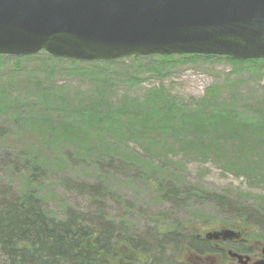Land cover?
Segmentation results:
<instances>
[{
  "label": "rangeland",
  "instance_id": "rangeland-1",
  "mask_svg": "<svg viewBox=\"0 0 264 264\" xmlns=\"http://www.w3.org/2000/svg\"><path fill=\"white\" fill-rule=\"evenodd\" d=\"M28 56H14L18 62L0 58V195L33 188L46 213L63 218L68 211L76 222L114 221L136 239L156 225L192 230L196 224L234 222L257 227L264 237V178L244 166L254 157H237L236 139L224 142L220 152L200 145L206 143L187 145L174 123L158 137L130 133L126 121L123 129L106 132L77 126L84 125L82 111H113L123 98L139 112L148 104L154 113L157 98L146 102L143 95L161 86L180 103L226 99L235 117L258 122L254 106L264 102L261 63L234 73L226 60L179 54L126 56L99 66ZM213 85L220 95L204 96ZM87 136L91 140L84 142ZM240 160L244 165L236 167ZM176 188L179 193L172 195ZM118 250L121 264L124 255H135L123 245Z\"/></svg>",
  "mask_w": 264,
  "mask_h": 264
},
{
  "label": "trees",
  "instance_id": "trees-1",
  "mask_svg": "<svg viewBox=\"0 0 264 264\" xmlns=\"http://www.w3.org/2000/svg\"><path fill=\"white\" fill-rule=\"evenodd\" d=\"M39 54L51 60H67L56 59L43 52ZM2 57H13L12 59L16 62L20 60L14 56L0 55V58ZM130 57L140 58L139 56ZM147 57L151 56L142 58ZM160 57L169 58L168 56ZM177 57L203 61L226 60L233 65L234 73L243 72L246 65H252L254 68L255 63H261V70L264 69V59L241 61L229 56L217 55ZM122 59L109 62H79L69 59L68 61L72 64L99 66L113 65ZM261 70H258L257 74ZM104 75L105 73L101 74V76ZM106 80L107 77L103 79V81ZM208 95L212 97L220 95L215 85L208 87L204 96ZM104 98H107L106 93ZM144 98L146 102L157 98L154 103V113H151L152 107L147 109L148 104H144L139 112L140 107L131 105L123 98L121 106L113 111L111 109H102L100 113L93 109L84 113L82 111L85 117L84 125L77 124V126L92 132L94 130L106 132L116 130L115 126L123 129L126 125L123 121H126L131 124L128 129L130 133L137 130L143 137H150L153 134L158 137L164 132L165 127L174 123L181 134L180 139L187 142V145L206 143V145H200L204 148L207 146L216 148L220 152L225 148L224 142L230 143L236 139L239 142L238 150L240 151L237 157L240 159L244 155L246 159L254 157V163L244 165L240 160L234 165L236 167L244 165L249 172H254V175L257 172L264 178V102L254 106V114L258 122H247L235 117L228 105L230 103L222 98L218 102H213L209 97H203L200 101H191L189 104L180 103L162 86L147 91L143 95V101ZM215 98L218 99V97ZM98 116L104 119L95 120ZM133 120H136L135 125L132 123ZM79 121L82 122L83 119ZM99 127L104 129L99 131ZM204 136H206L205 139H203ZM88 140L90 141L91 138L87 136L84 142ZM178 193L179 188H176L172 195ZM4 195V193L0 195V264H108V260L112 263V259H120L119 245H123L135 255H140L142 264H174L172 257L178 252L180 244L185 243L184 240H187V245L193 246L192 239H189L181 228L168 226L162 228L156 225L152 228V232L146 234V238L136 239L128 234L126 228L122 231V226L115 224L114 221L76 222L68 211L63 218L55 217L43 210L33 188L17 196ZM197 196L206 199L201 194ZM150 240L158 241L152 245ZM125 259L126 255L123 256V260ZM135 259L132 256L131 261Z\"/></svg>",
  "mask_w": 264,
  "mask_h": 264
},
{
  "label": "water",
  "instance_id": "water-1",
  "mask_svg": "<svg viewBox=\"0 0 264 264\" xmlns=\"http://www.w3.org/2000/svg\"><path fill=\"white\" fill-rule=\"evenodd\" d=\"M40 52L264 59V0H0V55Z\"/></svg>",
  "mask_w": 264,
  "mask_h": 264
},
{
  "label": "flooded vegetation",
  "instance_id": "flooded-vegetation-1",
  "mask_svg": "<svg viewBox=\"0 0 264 264\" xmlns=\"http://www.w3.org/2000/svg\"><path fill=\"white\" fill-rule=\"evenodd\" d=\"M185 234L193 241V246L180 244L178 252L172 257L174 264H264V237L257 227L243 223H215L213 225L196 224ZM225 231V232H224ZM126 255L124 264H142L141 256ZM119 260H108L113 264Z\"/></svg>",
  "mask_w": 264,
  "mask_h": 264
}]
</instances>
